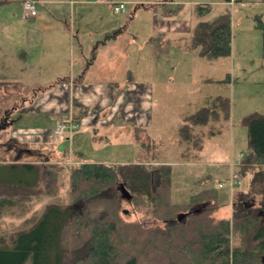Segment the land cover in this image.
<instances>
[{"label": "rangeland", "instance_id": "1", "mask_svg": "<svg viewBox=\"0 0 264 264\" xmlns=\"http://www.w3.org/2000/svg\"><path fill=\"white\" fill-rule=\"evenodd\" d=\"M1 1L6 2L0 4V67L21 64L20 60L24 61V55L27 57L31 54L32 47L37 44L57 42L64 46L68 44V38L64 35L57 36V39L52 33L37 35L32 18L21 17L23 0ZM34 1L38 7L47 6L52 2L65 6L63 3L70 0ZM83 1L85 5L80 6L79 10L99 12L107 22L105 27L111 25L117 26V29L108 31L109 36L92 37L82 54L76 50L79 48L77 36L72 40L70 38L69 44L74 45L75 50H72L67 66L61 65L59 69L65 73L71 69L79 73L82 69L81 63L89 62L94 55V51L88 48L92 41L95 38L98 41L107 40L105 45L118 63L107 68L100 77L114 78L120 82V87H123L126 80L125 72L130 68L136 82L147 86L148 104L145 113L135 115L134 112H126L125 116L129 119L131 116L138 119L142 116L143 119L137 122L143 124L144 128L141 131L137 128L130 133L125 128L122 130L123 127L120 125H114L112 128L120 130L110 131V135L106 133L108 137L106 140L104 136L107 129L102 127L98 132H94L86 128L89 119L86 115L84 124L78 126L71 135L55 136L52 129L58 120L55 119L57 115L43 114L49 113L51 102L54 108L64 103L60 98L49 99L51 98L49 94L55 87L63 85L61 82L63 80L58 81L59 83L52 81L37 84L29 83L25 79L20 81L23 84L17 83L18 89L30 87L29 94L22 92V89L20 92L16 88L9 90L12 82H5L0 84V124L6 109L15 111L12 115L15 121L13 125L7 127L3 135L19 140L20 148L37 146L45 151L44 154L48 157L51 155L52 160L42 154L17 156L15 152L6 151V147L1 145L3 135L0 134V179L32 177L23 171L10 169L7 164L12 162L57 163L62 169L58 177L60 183L58 192L61 200L66 202L70 188L69 167L77 165L81 160H107L108 164L115 165L137 162L155 164L156 161L170 159L173 161L172 200L184 201L200 190L201 186L204 188L222 182L224 186L220 188V208L216 215L232 216L233 204L238 202V192L248 189L252 177L249 172L246 174L240 172V159L243 161L247 154V128L244 118L250 114L264 115V60L261 57V31L255 26V16L264 15V0H177L181 2L182 7L172 16L164 15V9L174 6L170 4L171 0H123L125 11L118 14L111 11L108 2L113 6L120 0ZM208 3L211 6L210 12L198 17L195 5ZM222 13H230L231 17V54L208 60L200 55L199 48L189 46L190 36L200 20H213ZM178 20H182L184 22L182 25L185 24L188 29L184 32L180 29H171L172 22ZM159 33L166 44L168 43V50L167 53L157 56L153 53L150 39ZM94 45L93 43L91 46ZM96 47L103 46L98 42ZM80 55L85 58L80 60L78 58ZM89 67L88 65L83 70L87 84L93 82L95 77L92 76L96 70L93 66L87 70ZM45 78L53 79L51 76ZM38 92L48 96V99L46 101L45 96L39 100L44 105L37 107L35 104L32 107L26 97ZM159 98L163 99V107L160 108L162 114L158 112ZM78 100L82 103L81 99ZM72 105H69L70 110L79 108ZM90 105L86 104L84 108L80 106L79 113L81 110L85 112L86 106ZM206 105L213 110L214 116L209 115L203 126L191 130L193 133L199 132L195 136L196 141H186L184 134L177 132V127L185 128L184 130L187 128L188 133L191 123L185 121L186 118ZM74 114L69 116L62 114L60 117L66 120L73 118L76 121L78 117ZM32 118L44 129L39 132L31 130L32 126L28 125L30 124L28 119ZM93 120L90 127L101 126L95 124ZM74 133L81 138L82 144H78L79 147L74 144L76 139ZM135 136L139 145L135 141ZM178 139L180 141H177ZM139 141L144 142V145L141 146ZM188 142L196 145L195 147L203 144V149L198 152L195 147H189L188 150L186 147ZM13 144L15 143L10 141L9 145ZM15 145L13 146L16 147ZM206 174H210L211 178L190 182V179H198ZM232 176L233 184L229 180ZM248 199L250 203L256 204L259 196H251ZM122 204L123 210L120 214L123 220L140 221L145 227L163 226L161 222L146 214L145 206L134 209L129 199H123ZM4 224L10 227L7 221H4Z\"/></svg>", "mask_w": 264, "mask_h": 264}, {"label": "trees", "instance_id": "2", "mask_svg": "<svg viewBox=\"0 0 264 264\" xmlns=\"http://www.w3.org/2000/svg\"><path fill=\"white\" fill-rule=\"evenodd\" d=\"M181 7L177 3L166 8L164 15L172 16ZM210 10V4L195 5L198 17ZM255 26L261 31L264 60L263 14L255 16ZM150 42L155 55L167 53L168 43L160 33ZM191 46L208 60L229 56L230 13L200 20L193 29ZM5 82L0 78V84ZM209 115L214 116L209 106L198 108L185 120L191 123L189 132L187 128L178 132L186 141H196L192 129L204 125ZM244 121L247 154L240 162V172L252 177L248 189L238 192L230 217L216 215L219 182L184 201L172 200L169 163L80 161L69 167L66 202L58 192L59 164H7L32 177L0 179V264H264V115H246ZM120 184L129 198L122 195ZM251 196H259L256 204L248 201ZM123 199H129L134 209L145 206L146 214L163 226L145 227L140 221L123 220ZM179 213L186 214L184 222L177 220Z\"/></svg>", "mask_w": 264, "mask_h": 264}, {"label": "crops", "instance_id": "3", "mask_svg": "<svg viewBox=\"0 0 264 264\" xmlns=\"http://www.w3.org/2000/svg\"><path fill=\"white\" fill-rule=\"evenodd\" d=\"M118 2H125L123 0H120ZM170 4H174V6L178 2L177 0H171L169 1ZM65 6H62L60 4H54L48 3L47 6H38V14L36 17L32 18L31 21H33V27L36 30L37 29V35L49 33L52 35H55V39H57V36L62 37L64 35L68 38V44L66 46L61 45V43H52V44H37L31 49V54H29L27 57L24 54H19L20 56L25 57L24 61L20 60L21 64L16 65H9V66H2L0 67V78L3 81L12 82V85L10 86V89H17L18 92L22 89V92H25L27 94L30 93V87L25 88H19L17 83L23 84L20 81L27 80L29 83H43V82H52L55 81L59 83L63 82V85L57 86L54 88V91L49 94L51 98L49 99H58L60 98L62 102L60 105H57L53 107V103L51 102L49 105L51 106L49 113H45L43 115H57L55 119H58L55 121L57 124L59 121L64 120L60 116L64 114V116H69L72 113H75L74 115L77 116V121L79 122V127L84 124L85 122V116L89 119H87V126L86 128L94 132H98L100 128L107 129V132H105L104 139L108 140V137L106 135H110V131H117L120 129L112 128L114 125H120L122 130H127L130 133H133L135 129L140 128V131L144 128L143 124L138 123L140 119H143L142 116L140 119L130 117L126 118V112L135 113V115H143L145 111L147 110V94H148V88L147 86H143L142 84L139 85V83L136 82V78L134 76V73L132 69L128 68L125 72V86L120 87V82L116 81L114 78L106 79L101 78L100 74L107 70V68H111L113 66H116L118 61L114 59V56L111 55V51L109 48L105 45L108 41H101L97 40L96 38L92 41L95 45L92 47L93 43H91L88 48L90 51H94V55L91 56V60L89 62H82L81 66L82 69L79 73L75 72L74 70H70L67 73L63 72L59 68L61 65L67 66L69 56L74 51V45L72 46L69 44V40L71 38H74V36H77L78 42H79V48L76 49L77 51H80L82 54L83 51L86 49L87 43L89 44L92 37L97 35H106L109 36L108 31L114 29H117V26H111L105 27L106 21L102 17V15L99 12H93V11H84L83 9H78L80 6L84 7L85 2L83 0H70L68 3H63ZM209 4V3H208ZM108 6L111 9V3L108 2ZM137 8V7H136ZM77 10V11H76ZM112 11V9H111ZM113 12V11H112ZM114 13V12H113ZM118 14V13H114ZM102 22H101V20ZM162 21V19H161ZM104 22V23H103ZM164 22V21H162ZM182 20H178L176 22H172L170 25L171 29H180V30H187L188 26L184 24ZM101 24V25H100ZM189 25L188 23H186ZM158 28V25H157ZM159 29V28H158ZM192 35L190 36L191 39ZM101 43L103 47L98 48L96 47V44ZM189 46H191V41L189 42ZM142 47V46H141ZM23 51V50H22ZM25 53V51H23ZM99 53V54H98ZM75 55L77 57V53L75 52ZM80 60L85 58V56H78ZM87 58V57H86ZM23 62V63H22ZM93 66L96 68V70L93 72V76L95 77L93 82L91 84H87L85 82L84 72L85 68L87 66ZM90 67L87 70H90ZM45 76L53 78V79H47ZM59 81V82H58ZM44 83V84H45ZM6 89V88H3ZM46 95L40 94L39 92L35 95H31L27 100H29V104L33 107L35 106L39 107V105H44V103H40L39 100ZM161 96V95H160ZM5 97V96H4ZM48 99V96H46V101ZM81 99L82 103L78 100ZM163 99L158 100L157 106H158V112L162 114V111L160 108L163 107ZM71 103H74L73 105ZM131 103V104H130ZM46 104V103H45ZM63 104L65 106H63ZM90 105L86 106V111L84 112L81 110L79 113L80 106L84 105ZM130 104V105H129ZM25 103H23V106ZM69 105H72L73 107L79 106L78 109L74 110L69 108ZM62 106V107H60ZM90 107V108H88ZM58 108V109H57ZM25 109V108H23ZM123 109V110H122ZM72 111V113L70 112ZM36 113V111H35ZM43 113V112H42ZM39 113V114H42ZM77 113V114H76ZM15 114V111H10V109H6V111L3 113L4 119L2 121V124H0V134L3 135L5 133V130L8 126L13 125L14 121L12 119V115ZM94 119V120H93ZM94 121V123L101 125L99 126H93L90 122ZM145 120V119H144ZM29 126H32L31 130L39 132L42 129V126L38 124V121H35L33 118L28 119ZM84 121V122H83ZM146 122V120H145ZM179 122V121H178ZM86 125V124H85ZM180 125V122L178 123V126ZM56 125H54L55 127ZM199 127L203 125H198ZM53 127V129H54ZM125 128V129H124ZM52 129V131H53ZM179 130V127H177V132ZM199 134L198 131H195L194 134ZM54 135V134H53ZM76 136V139L74 140V144H76L78 147V144H82L81 138L77 136V134L74 133ZM132 135V134H131ZM130 135V136H131ZM135 135V134H134ZM39 136V135H38ZM187 140V139H186ZM10 141H12L13 145H9ZM135 141L138 144V141L135 136ZM177 141H180L179 139ZM1 145L6 147V151L8 152H15L18 154H27L31 156V154H41L45 157H48V155L44 154L45 151H42L37 146L32 147H23L20 148L19 144L20 141L13 138H7L6 135H3V138L1 139ZM43 144V143H40ZM46 144V143H44ZM139 145V144H138ZM196 145L189 144V142L186 144L187 149L189 150V147L193 148ZM198 152H201L203 149V144L199 145L198 147H195ZM137 150V149H136ZM48 159H51V155H49ZM60 159V158H58ZM84 161V160H81ZM85 161H94V162H105L109 163L107 160H85ZM242 159H240V162ZM137 162V161H136ZM157 163H173V161H170V159H163L156 161ZM155 163V161L153 162ZM173 178V175H172ZM206 178H211V175L206 174L202 175L198 179H190V182H196L197 180H206ZM201 188H203L201 186ZM199 191V190H198ZM176 195V194H175ZM172 196H173V189H172ZM175 201V200H174ZM179 202V201H177Z\"/></svg>", "mask_w": 264, "mask_h": 264}, {"label": "built area", "instance_id": "4", "mask_svg": "<svg viewBox=\"0 0 264 264\" xmlns=\"http://www.w3.org/2000/svg\"><path fill=\"white\" fill-rule=\"evenodd\" d=\"M21 8H22V13L21 17L23 19H28V18H33L36 17L38 14V7L36 6V3L34 0H23L21 2ZM112 11L114 13H121L125 11V4L123 2H119L117 4H114L111 6ZM79 123L77 121H74L73 118L70 119H64L59 121L56 126L54 127L52 133L55 136H61V135H71L76 128H78ZM229 180L233 184V176L229 178ZM233 180V181H232ZM230 183L229 185L232 186ZM223 183L219 182V187H223Z\"/></svg>", "mask_w": 264, "mask_h": 264}, {"label": "water", "instance_id": "5", "mask_svg": "<svg viewBox=\"0 0 264 264\" xmlns=\"http://www.w3.org/2000/svg\"><path fill=\"white\" fill-rule=\"evenodd\" d=\"M119 189L122 192V195L124 197H126V198H129L130 197L128 191L125 189V187L122 184L119 185ZM185 217H186V214L185 213H179V214H177V220L179 222H183L182 220H184Z\"/></svg>", "mask_w": 264, "mask_h": 264}]
</instances>
